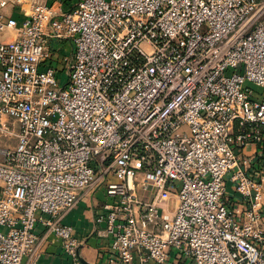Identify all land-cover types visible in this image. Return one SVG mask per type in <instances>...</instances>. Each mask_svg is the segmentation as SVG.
<instances>
[{"label": "built area", "instance_id": "built-area-1", "mask_svg": "<svg viewBox=\"0 0 264 264\" xmlns=\"http://www.w3.org/2000/svg\"><path fill=\"white\" fill-rule=\"evenodd\" d=\"M27 2L0 14V264H36L39 224L85 264L63 220L100 190L113 264H264V0L0 6Z\"/></svg>", "mask_w": 264, "mask_h": 264}, {"label": "crops", "instance_id": "crops-1", "mask_svg": "<svg viewBox=\"0 0 264 264\" xmlns=\"http://www.w3.org/2000/svg\"><path fill=\"white\" fill-rule=\"evenodd\" d=\"M37 1L54 6L58 11L71 10L76 4V0ZM29 6V2L22 9L12 4L5 7L0 6V14L7 18H13L19 24H22L25 19V12L29 10ZM17 38L18 32L15 29L0 32V43L13 42ZM72 52V44L64 42L61 55L69 56ZM58 59H60V55ZM58 59L57 61H59ZM53 65L57 66L59 70L63 69V65L56 63V61H53ZM104 199L105 197L101 190L95 194L85 196L63 220V223L74 227L76 237L82 242L80 252L85 264H113L110 261V258H113V252L110 249V239L99 235L95 219L96 212ZM36 234L38 238L35 255L33 256L36 264H67L69 262V257L65 254L61 241L54 234L47 232L46 228L40 224L36 228ZM28 262L29 258H24L23 264ZM135 264H139L138 258H136Z\"/></svg>", "mask_w": 264, "mask_h": 264}, {"label": "rangeland", "instance_id": "rangeland-1", "mask_svg": "<svg viewBox=\"0 0 264 264\" xmlns=\"http://www.w3.org/2000/svg\"><path fill=\"white\" fill-rule=\"evenodd\" d=\"M61 77H62V80L65 78V77H64V76H62V75H61ZM63 77H64V78H63Z\"/></svg>", "mask_w": 264, "mask_h": 264}]
</instances>
